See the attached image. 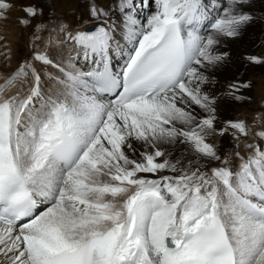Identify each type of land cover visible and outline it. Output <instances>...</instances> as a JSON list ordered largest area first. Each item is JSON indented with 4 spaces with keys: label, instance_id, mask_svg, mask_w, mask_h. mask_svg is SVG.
Instances as JSON below:
<instances>
[{
    "label": "snow or ice",
    "instance_id": "6c2138e0",
    "mask_svg": "<svg viewBox=\"0 0 264 264\" xmlns=\"http://www.w3.org/2000/svg\"><path fill=\"white\" fill-rule=\"evenodd\" d=\"M13 10L0 264H264V102L232 114L264 68V40L244 47L264 0H0V21Z\"/></svg>",
    "mask_w": 264,
    "mask_h": 264
},
{
    "label": "rangeland",
    "instance_id": "374dc122",
    "mask_svg": "<svg viewBox=\"0 0 264 264\" xmlns=\"http://www.w3.org/2000/svg\"><path fill=\"white\" fill-rule=\"evenodd\" d=\"M258 1L259 0H257V2ZM257 6H259V5H257ZM60 14H62V13L58 11L57 15H60ZM3 32H5V29L2 28L1 24H0V35H3L6 37V34H4ZM255 32H257L256 35H258V36L256 38L250 37L249 42L247 41L245 43L244 47H248L247 44H250L251 39H253V38H254V40L257 41V43L259 42V40H264V36H259V32H260L259 26H257V28L255 29ZM26 35H27V33H24V38H27V37H25ZM26 41L27 40H25V42ZM241 50H243V49H241ZM245 78L250 80L252 82V85H253L252 90L249 93L252 96V103L251 104H244L243 106L236 105L232 109V114H233L234 118H244L246 116L250 117L253 109L257 108L260 103L264 102V68L249 70L246 73Z\"/></svg>",
    "mask_w": 264,
    "mask_h": 264
},
{
    "label": "bare ground",
    "instance_id": "6f19581e",
    "mask_svg": "<svg viewBox=\"0 0 264 264\" xmlns=\"http://www.w3.org/2000/svg\"><path fill=\"white\" fill-rule=\"evenodd\" d=\"M257 5H259V1L257 2ZM71 5H65L64 6V11L67 10L68 7H70ZM23 15L22 12H20L19 10H13L10 14H9V19L6 21H0L1 27L5 29V32H3L4 34H6V37L9 41H15L16 37L20 35L22 29L20 28V26L16 23L17 18L21 17ZM257 33V32H255ZM258 35L254 34L251 36L256 38ZM27 37V35L25 36ZM251 39L252 40H254ZM25 40H27V38H24ZM250 39V38H249ZM249 42V40H248ZM249 45V44H247ZM259 67L255 68L258 69ZM253 74V73H252ZM252 90V89H251Z\"/></svg>",
    "mask_w": 264,
    "mask_h": 264
}]
</instances>
